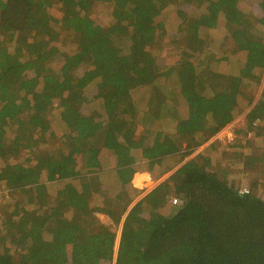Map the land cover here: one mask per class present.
Here are the masks:
<instances>
[{
    "label": "trees",
    "instance_id": "trees-1",
    "mask_svg": "<svg viewBox=\"0 0 264 264\" xmlns=\"http://www.w3.org/2000/svg\"><path fill=\"white\" fill-rule=\"evenodd\" d=\"M238 1L0 0V180L8 190L0 203V264H103L116 235L98 214L121 223L114 264H264V197L257 193L264 153L244 156L247 173L262 164L245 193L201 155L138 200L143 190L131 183L133 148L157 179L168 167L152 169L166 157L183 148L188 155L232 120L243 78L261 81L264 16L244 13ZM98 5L108 11L105 26L91 17ZM176 7L187 13L179 10L182 25L169 40L174 49L183 44L184 54L163 67L149 39L164 38L161 19ZM200 31L220 53L216 44L207 49ZM228 38L230 54L246 53L244 65L204 94L205 67L221 59ZM92 90L100 111L88 105ZM263 99L264 91L245 113L242 137L264 129L253 124L264 118ZM171 103H185L187 112L165 132ZM139 125L146 142L135 134ZM103 155L115 157L112 168ZM56 177L69 180L50 182Z\"/></svg>",
    "mask_w": 264,
    "mask_h": 264
},
{
    "label": "rangeland",
    "instance_id": "rangeland-1",
    "mask_svg": "<svg viewBox=\"0 0 264 264\" xmlns=\"http://www.w3.org/2000/svg\"><path fill=\"white\" fill-rule=\"evenodd\" d=\"M207 3H202L201 7H199V10H197L198 12H203L205 11V7H206ZM237 5H239V8L241 11H243L246 14H251V15H256L258 18H261L264 16V4H262V0H239L237 2ZM171 8V7H170ZM169 8V12L166 14V16H164V19H161V24H163V26L165 27L167 33L165 34L164 38L162 36H160V33L158 32V35L156 36H152L149 40H150V46H148L149 51L153 54V56L155 57L156 63H158L159 65L166 67L168 65L171 64H175L179 58H181V55L184 54V50H182V45H179V49H174L172 46V42H170L169 40V36L170 38L172 37V35H174L177 32V29L179 28L180 25H182V21L180 20V16L181 19L183 18L182 15L178 14L179 10L184 12L185 14L187 13V10L181 9V8H174V9H170ZM173 8V7H172ZM180 15V16H179ZM91 17L93 18L94 22L101 25V26H105L106 23L110 22L109 21V17H108V11H106L104 9V7L102 5H98L97 7H95L93 9L92 15ZM224 17L223 15L220 14V16L218 17V23H217V29H218V33L220 32L221 28L224 26ZM263 25V24H262ZM264 29V28H263ZM223 32V31H221ZM200 34L202 35L203 41L206 43V47L208 50H212V46L213 44H216L215 47H218V52L220 53V49H219V45H217V41L215 39H212L214 37L209 36L208 39H205V35L203 36V32ZM181 37H178L176 40L180 39ZM203 42V44H204ZM231 46H232V41L230 38L225 39L222 41V49H221V59L219 57L218 61H215V63L205 67L207 69L204 70V80L203 83L201 84V90L204 94H211L212 93V89L214 86H216L217 84H219V78H222L224 75L228 74V75H232L230 73L236 72V68H237V63H240L244 60V55L243 57L241 56V54L244 53H236V54H230L231 53ZM67 49L66 51H69V49L65 46L63 48ZM206 49V50H207ZM202 51H204V49H201ZM200 64V63H199ZM201 65V64H200ZM262 69V67H261ZM264 69V66H263ZM261 76L263 75V80L262 82L256 84L253 83L251 80L249 79H245L243 78L241 80V84L239 85L240 88L236 93V100H237V106L235 107L234 110V114L235 117L232 118L231 121H236L234 126H232V128L234 129V131L236 132V135L238 136H242V129L244 127V115H245V110L247 109V107H249L252 103L250 101L253 100V102L257 101L258 98L261 97V92L264 90V71L261 70L260 72ZM263 89V90H262ZM95 92L90 91L89 93V101H88V105L89 107H92L94 109H98V111H100V102H101V98H98L96 95H94ZM139 94V93H136ZM92 95V96H91ZM139 102H142L143 99H139ZM176 103H171L169 105V111L172 114L168 113V117H163L162 122H163V126L164 129L163 131L165 132H170L177 120V117H182L181 115L186 114L187 109H186V104H182V106H177V107H172V105H175ZM56 119H51V124H55ZM260 124H262L264 126V118L259 120ZM31 126L33 127V124H35V118L34 120L30 123ZM52 128V127H51ZM137 137H143L142 140H144L145 142L147 141V137H148V132L144 131L142 125H139L136 132H135ZM9 135H7L8 137ZM221 136V135H220ZM10 137V136H9ZM9 137L6 139V141H8ZM11 138V137H10ZM218 140V139H217ZM240 139L238 137H236L235 139H233L231 142H227V144L224 146V144H221L220 140L216 141L215 145H212L211 148V154H203L201 155V158H205L207 159V162H209V164L207 165L209 169L217 172L218 175H226L225 177H227L229 182L234 183L239 189L242 188H246L248 189L249 183L253 180V178H255V176L259 177L262 176L260 173V169L262 164H258L256 168H252L251 170H248L250 172L245 173L243 171L242 168V163L241 162H246V160L244 159V154L246 152L245 148H242L243 146H247V149H249L248 152L249 155L251 156L252 154L255 155H261L262 153H264V129L263 130H259V135L256 136V139H252L250 141L247 142H241L239 141ZM246 143V144H244ZM220 144V145H219ZM186 148H183L178 154H181V152H183ZM133 155L135 156L136 159V165L135 167H137L138 169H142L139 171H147V167H149L146 164V159L142 158L141 155V148L139 150L138 147L133 148L132 150ZM108 158V156H107ZM76 165L78 164V162H75ZM173 162H171L170 160H165L163 162L162 165H158L155 166L154 170L152 169L153 172L157 173L160 170L165 169L166 167H170V165H172ZM106 167H108V169L112 168L111 162H105ZM107 164H109V166H107ZM79 165V164H78ZM115 166V164L113 165ZM171 174V172H169L168 175L163 176L161 179H159L157 182H152L153 184L151 185V181H148L145 184V187L143 189V192L137 197L136 200H138V198H141V195L144 193L145 189H149L150 187L153 188L161 183L162 181H164L165 179H167L169 177V175ZM133 175V174H132ZM132 177V176H131ZM134 177V176H133ZM57 178V177H56ZM69 180V178L67 179H58L54 180V181H50V182H55V183H62L64 181ZM139 181H141V179H136L135 183H139ZM46 180H43L42 183H45ZM155 183V184H154ZM140 184V183H139ZM144 185H142L143 187ZM152 188V189H153ZM149 192V191H148ZM147 192V193H148ZM257 193H260L263 197H264V185L259 187L257 189ZM177 198V197H176ZM180 199L177 198V203H173L170 199V203L173 206H177L180 203ZM22 205V203H21ZM168 208V207H167ZM167 208L164 209V207L160 210L162 213L164 214H168V212L170 211L169 209L167 210ZM171 209V208H170ZM98 219L102 222V224H105L109 227V229L115 233L116 237H115V245H114V253H112V257L110 259H106V262H103V264H112V261L115 260V256H116V251H117V246H118V242H119V238H120V232H121V223L119 225H114L108 217L102 215V214H98Z\"/></svg>",
    "mask_w": 264,
    "mask_h": 264
},
{
    "label": "crops",
    "instance_id": "crops-1",
    "mask_svg": "<svg viewBox=\"0 0 264 264\" xmlns=\"http://www.w3.org/2000/svg\"><path fill=\"white\" fill-rule=\"evenodd\" d=\"M243 55H244V60L242 61V62H240V63H237L238 65H237V68H236V72H233V73H230V74H232V75H237V74H239V70H240V68L244 65V62H245V60H246V53H244V54H241V56L243 57ZM256 70V69H255ZM261 70L262 71H264V69H263V67H262V69L260 68V69H258V71L259 72H257L259 75H260V72H261ZM256 72V71H255ZM261 76V75H260ZM262 77H263V75L261 76V80H262ZM260 83H261V81H260ZM263 90V89H262ZM264 91V90H263ZM263 91L261 92V94L263 93ZM261 98V97H260ZM260 98H258L257 99V101L260 99ZM257 101H255V102H253V100L252 101H250L252 104L249 106V107H247V109L244 111L245 113L247 112V110L252 106V105H254ZM263 101H264V99H263ZM245 116V115H244ZM233 117H235V116H233ZM231 122V121H230ZM229 122V123H230ZM228 123V124H229ZM227 125V124H226ZM225 125V126H226ZM223 128V127H222ZM221 128V129H222ZM219 131H221V130H218V131H216L211 137H209L207 140H205V141H203V142H201L198 146H196V147H193L192 148V150H191V152L188 154V155H186V156H182L181 154H178V155H176V154H174V155H172V156H168V157H166L165 159H164V161L165 160H170L171 162H173L172 163V165H170V167H168V170L165 172V173H162V175L160 176V177H158L157 179H155L151 174H150V172L148 171H139V170H142V169H138L137 167H136V171L133 173V175H132V177H131V183H132V185L133 186H135V187H137V188H139V189H144V187H145V184L148 182V181H151L150 183H151V185L153 184L152 182H157L159 179H161L163 176H166V175H168L169 174V172H173V171H175L178 167H180L183 163H185L186 161H188L189 159H192V158H194V157H196L197 155H203V154H211V150H212V148H211V146L212 145H215V144H218V143H216V140H215V135H218L219 134ZM240 140H241V142H246V141H250V140H252V139H256V135H251V136H240V137H238ZM221 144H224V146L226 145L224 142H220ZM244 144H246V143H244ZM220 145V144H219ZM242 148H245V150H246V152H245V156H248L249 155V153L250 152H248L249 151V149H247V146L245 147V146H243ZM247 159V158H246ZM245 159V160H246ZM103 161H106V162H115V157L114 158H109L108 160H106V159H104V155H103ZM146 162H147V160H145ZM163 161V162H164ZM247 161V160H246ZM242 163V168H243V171L245 170V168H244V162H241ZM114 165V164H113ZM136 165V164H135ZM146 170H148V169H146ZM245 172V171H244ZM245 173H247V172H245ZM134 176V177H133ZM136 179H141V181H139V183H135V180ZM151 179V180H150ZM153 179H155V180H153ZM142 185H144L143 187H142ZM152 188H153V186H152ZM152 188L150 187L148 190L147 189H145L144 190V193L141 195V196H144L148 191H151L152 190ZM139 199V198H138ZM112 262H115V260L114 261H112Z\"/></svg>",
    "mask_w": 264,
    "mask_h": 264
},
{
    "label": "built area",
    "instance_id": "built-area-1",
    "mask_svg": "<svg viewBox=\"0 0 264 264\" xmlns=\"http://www.w3.org/2000/svg\"><path fill=\"white\" fill-rule=\"evenodd\" d=\"M262 80H263V77H262ZM262 80H261V82H262ZM235 122L236 121H231L229 124H227L222 129H220L221 131H219V134L214 136L215 137V140L216 141L220 140L221 142H224L225 144H227V142H231L236 137H240V136L236 135V132L232 128V126H234ZM258 123H260L259 122V119H256L253 124L256 125ZM247 135L248 136H251L252 135V132H248ZM247 191L248 190L246 188L240 189V192L241 193H245ZM7 194H8V190L5 187L4 182L0 180V203L2 201H4V199L7 197ZM171 201L175 204V203H177V198H171ZM112 264H114V262H112Z\"/></svg>",
    "mask_w": 264,
    "mask_h": 264
}]
</instances>
